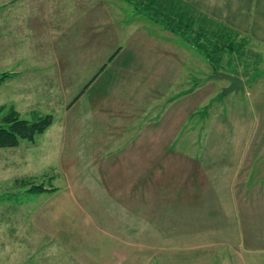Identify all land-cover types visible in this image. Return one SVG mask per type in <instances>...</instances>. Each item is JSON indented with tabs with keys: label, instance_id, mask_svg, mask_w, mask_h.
Segmentation results:
<instances>
[{
	"label": "rangeland",
	"instance_id": "obj_1",
	"mask_svg": "<svg viewBox=\"0 0 264 264\" xmlns=\"http://www.w3.org/2000/svg\"><path fill=\"white\" fill-rule=\"evenodd\" d=\"M129 2L0 0V125L11 110L53 120L33 141L0 148V264H125L108 246L116 213L135 211L167 232L169 192L233 164L232 144L248 145L252 172L264 170V46L208 32L209 49L222 48L215 67L196 48L204 38L167 40ZM171 2L162 13L177 10ZM225 39L240 52L223 49ZM187 47L190 95L169 71ZM214 68L238 72L245 91L225 95L229 82L211 79Z\"/></svg>",
	"mask_w": 264,
	"mask_h": 264
},
{
	"label": "crops",
	"instance_id": "obj_2",
	"mask_svg": "<svg viewBox=\"0 0 264 264\" xmlns=\"http://www.w3.org/2000/svg\"><path fill=\"white\" fill-rule=\"evenodd\" d=\"M166 1L172 3L171 0H159L158 3L162 6ZM172 1L185 22L191 19L194 31L212 29L229 36L242 34L252 43L264 46V0ZM156 25L157 30L166 34L167 40L176 35L164 26ZM181 40L188 46L185 39ZM191 52L189 47L185 48L181 59H175L177 66L169 70L175 78L171 85H179L184 89V95L192 92L185 87L194 74H183L185 68L190 70ZM175 70L177 73H173ZM200 75L207 78L204 71ZM181 78L182 82L178 83ZM169 89L167 92L173 91L172 87ZM164 94L160 91L150 103L158 101ZM151 112L155 113L150 121L159 117V112ZM147 114L149 112L145 118H149ZM162 130L157 128L158 136L159 133L165 135ZM229 148L237 150L231 154L233 164H223L216 174L188 179L187 182L200 184L189 185L186 191L169 192L170 196L162 206L167 210V232L155 225L150 217L143 215L140 219L135 211L131 217L122 215L120 221L116 213L114 221H109L112 223L109 234L115 240L108 241L111 253L116 254L114 247H120V255L129 256V262L125 261V264H264V170L252 172L255 160L242 153H250L248 145L232 144ZM123 222L127 229L122 232ZM110 223L101 224L107 230Z\"/></svg>",
	"mask_w": 264,
	"mask_h": 264
},
{
	"label": "trees",
	"instance_id": "obj_3",
	"mask_svg": "<svg viewBox=\"0 0 264 264\" xmlns=\"http://www.w3.org/2000/svg\"><path fill=\"white\" fill-rule=\"evenodd\" d=\"M132 1L133 2L130 3L132 5H135L136 9H139L141 14H146L148 18H150L156 23L161 24L165 28L171 30V32L175 33L181 38L190 41L189 39L192 34H197V38L195 39L196 41L199 38H204L206 40V43L200 44L199 42H195L197 46L196 48L203 50L202 53L204 54L208 62H210L211 65H214L216 67V65L214 64L215 57L222 50V48H219V46L215 44L212 50L209 49V47L207 46L208 45L207 41L209 40L208 32L209 34L212 35L216 34L221 36L223 35L222 32H215L212 31V29L194 31L193 29L194 26L193 24H191L192 23L191 19L190 21L185 22L186 19L183 16H181L179 12H177L178 9L174 12V14L162 13L161 9H163V5L161 6L158 3L159 0H132ZM141 3L144 5L143 7L144 11L142 12L140 9ZM148 11H152V13H148ZM152 16H156V17L153 18ZM226 36H229V34H227ZM225 41L226 39L222 42L223 45H225L226 43ZM228 41L234 42V39L233 40L227 39V42ZM223 49H227L230 54L240 52V49L238 51L237 47H235L234 44L231 45L229 44L228 46L225 45ZM233 73L238 75V72H233ZM5 76H3V79L5 78ZM3 121L4 122L0 125V148H16L20 145V142L22 140L33 141L36 135L45 133L46 130L53 123L51 116H48L40 120L39 122L32 123L23 119L20 116V114L14 110H11L10 113L5 116ZM22 183H26V182L22 181ZM45 191L48 190L44 187L33 186L29 192L41 194Z\"/></svg>",
	"mask_w": 264,
	"mask_h": 264
},
{
	"label": "water",
	"instance_id": "obj_4",
	"mask_svg": "<svg viewBox=\"0 0 264 264\" xmlns=\"http://www.w3.org/2000/svg\"><path fill=\"white\" fill-rule=\"evenodd\" d=\"M211 78L214 80L225 79L230 83V85L228 87H226V89L224 91L225 95H229V94L234 93V92L240 93L241 91H244L246 88L244 80L237 75L219 72L218 70L215 69L213 71V74L211 75Z\"/></svg>",
	"mask_w": 264,
	"mask_h": 264
}]
</instances>
